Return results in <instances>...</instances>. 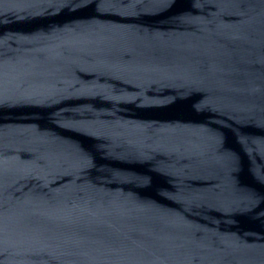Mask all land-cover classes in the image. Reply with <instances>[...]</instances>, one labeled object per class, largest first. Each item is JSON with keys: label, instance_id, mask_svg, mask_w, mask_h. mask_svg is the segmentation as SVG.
<instances>
[{"label": "water", "instance_id": "95a60500", "mask_svg": "<svg viewBox=\"0 0 264 264\" xmlns=\"http://www.w3.org/2000/svg\"><path fill=\"white\" fill-rule=\"evenodd\" d=\"M0 264H264V0H0Z\"/></svg>", "mask_w": 264, "mask_h": 264}]
</instances>
